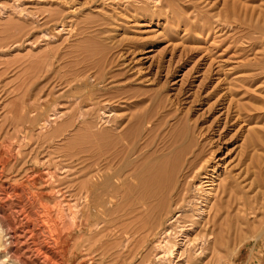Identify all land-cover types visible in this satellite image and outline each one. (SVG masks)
I'll return each instance as SVG.
<instances>
[{"label": "rangeland", "instance_id": "1", "mask_svg": "<svg viewBox=\"0 0 264 264\" xmlns=\"http://www.w3.org/2000/svg\"><path fill=\"white\" fill-rule=\"evenodd\" d=\"M157 2L156 6L153 0H0V197L4 198L6 192L11 194L7 199H0V211L5 209L21 219L17 195L25 190L30 200L33 196L31 203L36 206L28 211H33L34 219L36 213L40 215L39 220H30L31 227L36 228L35 239L44 250L51 247L61 254L65 264H161L154 242L168 220H158L161 224L155 226L152 225L154 220H102L99 217L100 220L94 215L86 221L64 220L66 209L77 211L80 174L76 159H69L65 154L70 151L74 157L78 127L71 128V137L62 141V135L55 129L67 122V117L72 119L77 114L79 84L85 77L101 71L107 76L108 90L113 88L112 93L121 91L119 85L128 79L139 76L144 79L139 89L154 95L163 92L174 99V108H178L180 116L170 118L173 126L170 128L187 132L191 123L206 139L207 149L216 151L218 168L223 173L228 218L215 220L213 227L219 250L202 254L201 260L193 264H264V0ZM59 8L63 9L61 14ZM47 14L55 15L49 19ZM218 19L222 28L216 27ZM61 21H71L73 30L52 39L46 47L42 36L52 29L51 25ZM20 27L23 32L18 31L16 37L12 32ZM83 27L86 29H81ZM44 50H50L49 55ZM108 52L112 58L108 57ZM106 55L108 58H104ZM52 57L59 58L51 66L54 69L44 62ZM86 60L88 64L97 61V66L92 62L90 69ZM97 63L101 64L100 68ZM57 86L59 89H54ZM39 100L44 104L30 107L32 101ZM18 101L27 107L26 122L31 112L45 115L55 111L52 105L55 102H59L56 109L66 112L67 117L50 127L47 134L36 128L28 132L26 122V129L21 132L14 120ZM120 111L123 112L122 108ZM8 143L10 152L6 155L4 149ZM18 143H23L21 150ZM64 165L70 166L69 172H64ZM26 198L23 201H29ZM106 206L111 208L109 204ZM191 221L196 220L179 219L174 226L179 229V225H189ZM144 223L153 230L142 232ZM200 232H203L202 227L196 228L191 236L198 238Z\"/></svg>", "mask_w": 264, "mask_h": 264}, {"label": "bare ground", "instance_id": "2", "mask_svg": "<svg viewBox=\"0 0 264 264\" xmlns=\"http://www.w3.org/2000/svg\"><path fill=\"white\" fill-rule=\"evenodd\" d=\"M153 1H154V4L157 6L158 5L157 0H153ZM14 3H18V2L15 1ZM162 5H160L161 8H162ZM16 6L19 7L18 4ZM19 10H21V8ZM59 10L58 11L61 14L62 10L60 8ZM51 11L53 12L54 10L52 9ZM76 12L77 11L75 9V13ZM47 15L49 19H52L54 18L55 14L54 15L47 14ZM61 19L62 18H60V20ZM209 20L210 19H208V21ZM219 20L220 19L215 21L217 24L216 26L217 28L218 26H221L219 23L220 22ZM222 20L223 19H221V21ZM80 22L81 20L79 21V23ZM51 26H53L52 29L50 28V30L46 32V34L43 33L44 36H42L45 42H47L45 45L46 47L50 44L49 41H51L52 39L54 38L59 39L63 37L65 34H69L73 30L74 25L72 24L71 21L69 22L61 21V23L54 24ZM84 27L81 29L83 30L86 29ZM90 29H93V28H90ZM95 30L97 31L98 29H95ZM18 31L19 33H22L23 28L21 27L17 28L12 33L16 36V33ZM7 33H8L7 35H10V32L7 31ZM100 33H102V31ZM89 38H92V36L91 37L89 36ZM17 40L19 41V39ZM7 41H8V38H7ZM20 45L22 46V44ZM27 45L29 46L28 43ZM60 46L61 45H59V47ZM95 46H96V43H95ZM12 47H13V44H12ZM6 48H8V46ZM104 49L102 50L106 51ZM45 51L46 50H44V52ZM48 51L50 52V50ZM48 51H46L45 53L48 54ZM86 53H87V50H86ZM110 53L108 54V57H110L109 56ZM112 56L110 58H112ZM108 57L107 55L106 57L104 56V58H108ZM56 58H53V57L46 58V60L44 61L45 65H47L48 67L53 66ZM100 58L103 59V57H100ZM57 59L59 60V58ZM98 60L100 61V59ZM92 62H94L93 63L94 66H97L95 65L97 61H91V63ZM107 62L106 64H108ZM90 64H88L89 68L91 66ZM97 64L99 65V63ZM106 64L105 66H107ZM39 66L41 65L39 64ZM100 67H101V64L99 65L98 68ZM54 74H50V75L53 76ZM107 80H108L107 76L103 75L101 71L95 73V75L93 76L85 77L82 83L79 84V94L80 95L79 97H77L78 99L76 101L77 102L76 104L78 106V112L74 117H72V119L67 117L66 112L57 110L56 107H57V103L59 102L57 103L55 102L56 104L55 103L52 104V105H55V111H53L50 114H45V115L41 113L35 114L36 111L31 112L30 117L28 121L26 122L27 107L23 105L21 101H18L17 103L18 109L16 111V117L14 120L17 123L16 126L21 132L25 131L24 129L26 128L28 132H32L36 128V130L42 133H44L45 131L46 133L50 127L55 126V124L58 123V121L64 120L65 117H67L68 121L63 122L61 125H59L55 129L58 134L62 135V136L59 135L60 137H62V139H60V141H62V140H65L67 136L69 137L71 135V132H72L71 128L78 127V130H77L78 142L75 144L74 149H73L74 157H72V154H70V151L68 152V154L67 153L65 154V156H67L69 159L70 158L76 159L77 161L76 167L78 169L77 173L80 174L79 191H78V195L76 194L77 195V200H76L77 211L72 210V208L68 209L69 211H66L67 210L66 209L65 210L66 213L64 212L65 213L64 220H85L86 221V220H91V217L94 215V216H98V218L101 217V219L104 218V220H125V221L127 220L128 221L154 220L152 224L154 226L155 224H158V225L161 224L158 222V220H161V219L168 220V224L163 229V231L159 233L160 235L157 237L156 242H154L155 243L154 247L158 250L156 257H157L158 262L161 264L162 263L164 264H193L196 260H201L202 254L208 255L212 251H215V253L216 251L218 252L219 240H218L217 235L215 234L213 227L216 226L215 220L228 218V214H227L228 203L227 205L225 204V199H224V194L226 192L225 182L223 178V173L218 168L219 161H217L215 157L216 151H214L211 148H209L210 150L207 149L208 146L205 143L206 139L202 138L203 136L202 133L198 132L196 128L192 126L191 123H188L187 132L186 131L181 132L180 130H177V131L172 130L171 129L173 127L171 125L172 123L170 124L169 122L171 121V119H174L180 116L178 108L176 109L174 108L175 107L174 99H172L168 94L163 93V92L159 95H154V93L139 89L138 85L144 81L142 77L136 76V77H133V79H128V81H126L123 85H119L121 87L120 88L121 91L119 90L113 91L112 93L110 92L113 90V88L109 92L110 88L108 87L109 83L107 82ZM47 83L49 84L50 82H47ZM50 84L48 85L49 87L52 86V85L50 86ZM114 87L118 88V86H114ZM56 88L59 89L58 86L55 87L54 89ZM40 100H39L40 103L38 101H34V102L32 101V104L30 107L37 108L38 104L42 103ZM84 104H85V108H83ZM121 104L123 105V107H119ZM50 107H51V104H50ZM62 108L63 107H61V109ZM118 108L120 109L122 108L123 112L121 111L119 112L120 109ZM69 116H72V114ZM25 122L27 126L26 128H25ZM187 122H190V121L187 120ZM16 123H13V124L15 125ZM16 126H14V129ZM17 147L19 150H21L23 147V143L22 144L18 143ZM69 147H71L70 144H69ZM8 152H10L9 143H8V147L6 146L4 149V153L6 155H8L7 154ZM4 159H6L7 161L9 160V158H4ZM15 161L16 160H14V162ZM9 166L11 167V165ZM69 168H70L69 165L67 166L64 165V170H65L64 172H69ZM43 173H46V172H43ZM48 173L49 175H53L50 172ZM17 187L19 189V186ZM17 187L15 186V188ZM21 192H22L21 195H17L18 202H19L18 206L20 208V212L18 214L19 216H21V219L20 217L14 215L15 213L8 214V212H6L5 209H3V211L2 210L0 211V264H65L64 258L61 254H59L58 252L52 251L50 249L51 247L50 248L47 247V249L44 250L42 245H40L37 242L38 239H35L36 238V235H35L36 228L34 229L31 227L33 224L31 225L30 220L31 221L39 220L40 215L36 213L35 219L31 216V212L33 211L31 212L28 211L29 210L28 208H35L36 206L33 203H31L32 202L31 200H33V196H31V200H30L28 198L29 197L28 195L30 194L27 195L25 190H21ZM6 193L7 194L4 196V198L0 197V199L2 198L4 200L5 198L7 199V197H11V194L9 192H6ZM26 195H27V198H26ZM24 197L26 198V200L28 199L29 201H23ZM46 198H49V196H47ZM26 202H29L31 204L28 205ZM55 203H58V202L54 201V204ZM106 204L107 205L109 204V206L111 205V208L108 209ZM10 206L13 209V205H10ZM55 207H57V204ZM58 212L61 213L62 211H58ZM179 219H185L188 221L196 220V221H191L192 223L189 225H179V229H178V226L176 227L174 225ZM19 220H21V222L17 224V221L19 222ZM70 222L72 223L73 221H70ZM147 224L148 223H144L143 227L141 226L142 232L145 230L147 233L148 231L153 230L151 229L152 226H150L149 229L146 228ZM93 225L95 226L96 224L94 223ZM78 226H80V224H78ZM105 227H107V225ZM132 227H136V226H132ZM198 227H202L203 232L198 233V238H193L191 236V233L193 231H196V228ZM141 228H140V231H141ZM97 231L95 232L97 233ZM119 238H123V236L122 237L120 236ZM74 243L78 244V242L77 243L74 242Z\"/></svg>", "mask_w": 264, "mask_h": 264}]
</instances>
